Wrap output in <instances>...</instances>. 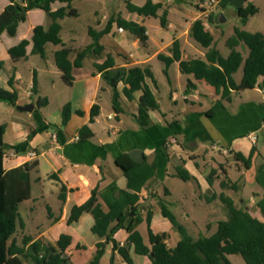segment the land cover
I'll use <instances>...</instances> for the list:
<instances>
[{"label": "crops", "instance_id": "1", "mask_svg": "<svg viewBox=\"0 0 264 264\" xmlns=\"http://www.w3.org/2000/svg\"><path fill=\"white\" fill-rule=\"evenodd\" d=\"M94 1L86 15L87 23L81 22L83 14L76 7L75 2L73 7L78 11V16L59 20L62 26L61 38L67 27V39L62 38V40L71 50L69 56L71 62H74L78 54L93 42L89 32L95 34L103 31L114 17L121 16L144 26L148 41L143 46L136 36L126 30L120 31L114 23L110 32L98 39L102 51L89 53L82 67L73 68L72 86L64 83L62 73L55 64L54 54L61 49V46L48 44L45 58L32 54L34 28L39 25L49 27L51 24L50 18L43 10L29 11L26 21L19 25L16 36L11 37L4 32L0 39V61L4 64L0 72V88L17 92V105L35 104L32 112H21L13 106L18 114L13 115L5 124L4 143L9 146L6 149L8 152L35 150L38 154L35 160H28L24 156H13L3 162L6 171L24 163L34 161L38 163L31 172V197L21 203L20 208L28 201H32L33 204L26 208L25 216L22 217L20 214V227L18 226L14 238L19 245H22L23 239L27 237L32 238V242L41 241L43 244L55 245L61 235H69L72 241L66 252L74 264H89L96 254L99 243H104L105 251L107 248H112V244L92 233L95 221L91 214L84 213L73 223H69L68 219L72 208L84 204L96 188L102 190L116 183L119 189L127 190V178L116 164V160L121 156L131 157L130 153L134 150H142L143 162L157 163L156 177L150 180L140 193V202L144 204L141 216L145 218L148 210H151L152 230L156 234H168V239L175 238L174 247L180 239L172 234L173 226L162 216L161 209L157 205L158 200L166 201L165 198L169 197L174 199L176 204H182V210L191 220L196 232L204 234L207 231L211 235L216 231L217 223L226 218L225 215L219 218V215L215 214L214 207L222 205L216 196L224 192L236 201L226 190H222L220 183L230 180L238 184L239 180L247 177L251 183H256L257 168L264 164V156L258 150L257 135V132L264 131V91L259 87L252 90L261 94L259 102L245 95H240L234 100V95L231 102L225 103L224 108L209 117L207 112L218 99L215 89L204 81H196L193 76L182 74L179 63L175 62L167 69V84H165L167 88L163 92L168 94L172 108L168 104L164 108L161 99L157 96L161 91L155 78V66L161 62L166 69L159 55L171 56L170 49L175 40L180 42L183 60L204 58L206 54L207 50L202 47L200 49V45L190 36L192 24L198 19L203 20L198 9L200 0H153L154 3L162 4L168 11L166 28L159 26L156 33L150 31L149 22L152 19H160L159 17L139 16L129 12L126 7L127 2L143 6L148 0H106L105 3L103 0ZM9 3V0H0V15ZM62 7H67V4L61 2L52 4L53 11ZM215 12H219V4ZM162 14L163 10L159 12V16ZM23 40L29 41L26 57L14 61L9 50ZM109 55L112 56L116 68L150 66L153 71L156 83L151 79H147L146 82L160 108L150 111L152 122L150 127L142 129L138 124L141 92L136 93L132 100L121 94L123 112L118 115L115 113L112 105L113 91L103 80L102 73L95 67L102 65ZM23 68L28 69L31 74V79L26 85L22 74ZM171 69L177 74L176 80L179 83L176 87L173 85L172 77L169 76ZM183 77H186V89L183 93H179L178 88L184 86ZM263 79H259L260 84ZM34 80H36V94L33 92ZM188 81L195 86L189 92ZM123 86L121 83L118 86L121 93ZM29 92L31 95H28ZM39 99H47L48 104L39 107L37 105ZM180 99L184 104L180 103ZM66 104L71 105L73 114L69 123L64 126L62 110ZM96 104L100 107V114L91 123V110ZM52 105L55 107L53 113L48 111ZM234 105L238 108L233 112ZM108 107L113 112L109 111L105 114ZM78 112H82V115ZM102 118L107 120L108 127L99 132L96 126ZM114 120L115 125L111 123ZM85 125L91 128L94 135L91 139L82 141L79 138V130ZM200 142L210 143L214 148L215 145L221 146L229 152L225 154L221 151V155L230 159L233 158V153H241L248 158L254 151L250 169L241 168L243 164L234 160L239 178L237 181L232 180L224 163L217 160L208 163L204 154L196 153L195 150H198ZM178 166L187 170L192 179L182 181L176 177ZM211 173L213 177L210 185L207 177ZM53 174H56L59 180L51 177ZM168 179L175 181L172 188L165 185ZM62 186L66 188L63 193H61ZM257 191L260 199L262 192ZM60 195L64 200H61ZM196 195L204 198L206 205L203 212L204 219L194 217V209L197 206ZM39 209H43L42 214ZM222 209L224 211V208ZM251 214L263 221L258 210ZM198 215L202 217L201 213ZM90 233L96 238L88 239ZM128 237L129 233L125 229L115 235L118 244L130 251L134 264H149L148 257L134 253L133 244L128 241ZM144 240L148 243L145 237ZM167 244L170 246L168 240ZM116 259L120 261L121 258L116 254Z\"/></svg>", "mask_w": 264, "mask_h": 264}, {"label": "trees", "instance_id": "2", "mask_svg": "<svg viewBox=\"0 0 264 264\" xmlns=\"http://www.w3.org/2000/svg\"><path fill=\"white\" fill-rule=\"evenodd\" d=\"M0 15V39L4 32L11 37L16 36L18 27L25 22L29 11L33 9L43 10L51 20L49 27L36 26L33 34L32 54L45 58L46 46L53 44L61 46V49L54 54L55 64L62 73V79L68 86H72L74 67H82L85 57L91 53H100L102 47L98 44L100 36L110 32L115 23L119 29H123L136 36L141 44L145 46L148 41L147 30L144 26L128 21L121 16L112 18L106 28L101 32L90 36L93 42L78 54L77 59L71 62L69 59L70 48H67L61 38L62 26L59 20L67 17H77L78 11L73 7L77 0H9ZM55 2L66 3L57 11L52 10ZM231 0H220L219 11H225ZM245 3H248L246 0ZM127 10L143 17H159L163 28L167 26L168 11L160 3L148 0L143 6H136L130 2L126 3ZM163 14L159 16V12ZM259 9L253 4L243 6L240 11H235L239 18L240 27L234 28L233 35L226 39L225 45L230 50L228 56L222 55L215 44L213 34L207 30L203 20H196L190 29V36L204 49V58L183 60L181 45L175 40L170 52L171 56L159 55V59L166 65L167 69L175 62L179 63L180 71L184 75L193 76L196 81H204L215 89L218 99L213 107L207 112L212 117L219 110L224 108L225 103L231 102L234 95L243 91L253 90L259 87L264 91V33H252L242 29L248 22L249 17L256 15ZM219 15L213 12L208 18V23L217 25ZM28 40H23L19 45L11 48L9 54L14 61L26 57ZM245 45L244 52L242 46ZM3 62L0 61V72L3 69ZM102 73V78L112 89V105L118 115L123 112L121 106V94L132 100L134 95L141 92L139 99L137 120L139 126L144 129L152 125L150 111L159 110V103L147 84V79H154L150 66L123 68L115 67L111 55L107 56L102 65H95ZM243 69V77L240 82L235 79V74ZM123 84L122 93L118 90L119 84ZM194 84L187 82V91L192 89ZM33 92L36 94V80H34ZM0 101L11 104L18 101L17 92H9L0 88ZM47 99H39L37 105L45 107ZM73 111L70 104H66L62 110V125L66 126ZM82 115V112H78ZM100 114L99 105H94L91 110L90 122L93 123ZM6 125H0V264H74L66 250L71 244L72 238L69 235H61L55 245L43 244L41 241L32 242L30 237L24 238L22 245L17 243L14 235L17 232L20 222V205L31 197V172L38 163H24L23 165L6 171L3 167V156L8 149L4 143ZM93 132L88 125L79 130V138L82 141L93 137ZM19 152V151H17ZM254 151L246 158L241 153H233V159L242 163L247 169L252 164ZM116 164L122 169L127 178V190H121L116 183H112L104 189L96 188L92 191L90 198L80 206H74L71 210L69 223L76 222L84 213H89L94 218L92 233L108 244H112L113 254L110 264H119L116 254L126 264H134L130 251L120 246L115 239L118 231L125 229L129 233L128 241L133 244L134 253L145 256L149 264H233L229 256L239 255L246 264H264V164L257 168L256 183L262 188L261 198L256 202L257 210L263 217V221L254 217L244 207H237L233 198L224 192L216 196L227 209V218L217 223L216 231L211 235H199L193 238L187 229L178 221L175 214L169 209L167 202L158 200L162 216L169 220L174 230L181 238L175 247L167 244L168 234H156L151 228L153 213L148 210L146 217L141 216L144 204L141 201L142 189L147 183L156 177L157 163H137L128 155H123L116 160ZM51 177L58 176L53 174ZM176 177L182 181L192 179L189 172L183 167H176ZM213 174L207 177L208 183L212 184ZM222 190H237V182L224 180L220 183ZM62 186L61 193L65 191ZM61 197V195H60ZM61 200H64L61 197ZM146 222L148 230V243L137 227ZM104 243L97 245V251L89 264H101L105 254Z\"/></svg>", "mask_w": 264, "mask_h": 264}, {"label": "rangeland", "instance_id": "3", "mask_svg": "<svg viewBox=\"0 0 264 264\" xmlns=\"http://www.w3.org/2000/svg\"><path fill=\"white\" fill-rule=\"evenodd\" d=\"M104 3L106 2V0H103ZM95 1L94 0H83V1H77L75 2V5L77 8H79L81 10V13L83 14V17L81 19V22L87 23L88 18H87V12L90 8V5L94 4ZM194 3V2H193ZM253 4L254 6H256L259 9V12L254 15L249 17L247 24L242 27L243 29L252 32V33H256V32H262L264 33V0H251V2L245 3L244 6H247V4ZM194 8V7H193ZM195 10V9H194ZM217 14L219 15V22L217 23V25H212L209 24L207 22L206 24V28L208 31H210L214 38H215V44L217 46V48L220 50V52L222 53V55L224 56H228L230 53V50L226 47L225 42L226 39L230 36L233 35V31L234 28L237 26H241L239 23V18L235 13V10L231 9V8H227L225 11H219L217 12ZM224 15L226 18L225 22H221L220 21V16ZM191 19V17L189 18ZM78 24V23H77ZM161 27L160 24V19H152L149 22V29L152 33H156L157 28ZM67 27L65 28L64 32L62 33V38L64 40L67 39ZM199 48L201 49V46H199ZM38 60H41L40 57H37ZM42 63V61H40ZM158 62V61H157ZM165 70L164 65L160 62L157 63V65L155 66V78L156 81L159 83L158 87L160 88L161 93L157 94L158 98L161 99L160 101L162 102V105L164 108L167 107V104L170 108H172L171 106V101L168 97V94L163 93L164 90H166L167 85L165 86V84H167V77L166 74L163 72ZM22 74L24 77V82L25 85L28 84L29 80L31 79V74H29L28 69H22ZM169 76L172 77V82L173 85H178L179 82H177L176 80V71L174 69H171L169 71ZM243 77V69L241 68L236 74H235V79L237 82H240L241 79ZM184 81L186 80V77H183ZM168 87H170L168 85ZM178 87V86H177ZM170 89V88H169ZM179 93H183L184 89H186V81L184 82V86L183 87H179L178 88ZM240 95H245V96H249L252 100H255L257 102H259L261 100V94L258 93L257 91H252V90H247V91H243L240 94H237L234 96V100H237L236 97L238 98V96ZM237 104V101H235ZM180 103L184 104L183 100L180 99ZM235 109L232 110L233 112L238 108L237 105H234ZM55 110L54 105H52L48 111L53 113ZM109 111H112V109H110L109 107L105 110V114ZM18 114L16 109L9 103L4 102V101H0V125H4L6 124L13 115ZM171 120V118H169ZM169 120V121H170ZM182 121V118H181ZM107 120H105L104 118H102L99 122V124L96 126L97 131H103L105 128H107ZM115 120L113 122H111L112 124L115 125ZM257 135L259 137V141H258V150L263 154L264 156V131H259L257 132ZM199 148L198 150L196 149V153L197 154H204V157L207 158V160L209 161L208 163H212L214 162V160H217L219 162L224 163V165L226 166L227 170H228V174L229 177L232 180H238L239 178V174L236 168V165L234 163V159H230L229 157H225L223 155H221V151H222V147L219 145H215L216 147L214 148L210 143H203L200 142L199 144ZM203 164V163H202ZM245 167L244 165L241 167L243 168ZM248 179V180H247ZM247 179H243V180H239L238 181V188L237 190H233V189H228L226 190L227 193L229 195H231L232 197H234L236 199V205L237 207H244L247 208L248 210H250L253 214L257 211V207H256V202L259 200V192L257 190H260L262 192V188L257 184V183H251L249 181V177H247ZM178 182V181H176ZM175 181L172 179H168L165 182V185L169 188H172L174 185ZM167 205L169 207V209L175 214V216L177 217L178 221L187 229L189 235L193 238H197L199 235H209L210 233L205 231L204 234H198L195 228L192 227L191 225V220L187 218V216L184 214L183 210H182V204H176L174 199H171L169 197L165 198ZM195 203L197 204V206L195 207V213H194V217L195 218H199V219H204V209H205V201L204 198L199 197L198 195L195 196ZM33 202L32 201H28L25 202L24 205L21 206L20 208V214L21 216H25V210L27 207H29L30 205H32ZM158 205V202H157ZM223 206V207H222ZM221 208V209H219ZM224 208V211L223 209ZM215 209V214L218 216L219 218H222L223 215L226 216L227 218V209L225 208V206L222 204L221 206H216L214 207ZM40 213L43 211V209H39ZM199 213H201L202 217H199ZM42 214V213H41ZM225 218V219H226ZM224 219V220H225ZM216 223V222H215ZM214 223V224H215ZM20 227V226H19ZM18 227V229H19ZM174 229V228H173ZM138 230L141 232V234L145 237L146 240H148V230H147V225L146 223H143ZM179 239L181 238L180 234L174 230V233ZM91 238H96L93 237V234L90 233L88 235V239ZM175 239V238H174ZM174 239L170 238L168 239L169 242V247H174ZM113 252H112V248H107L104 254V257L102 258L101 264H110V258L112 256ZM231 261L233 262V264H246L244 259L239 256V255H232L230 256ZM118 263H123V260L120 259V261H117Z\"/></svg>", "mask_w": 264, "mask_h": 264}, {"label": "built area", "instance_id": "4", "mask_svg": "<svg viewBox=\"0 0 264 264\" xmlns=\"http://www.w3.org/2000/svg\"><path fill=\"white\" fill-rule=\"evenodd\" d=\"M219 1L220 0H200V2L198 3V9L201 15L203 16V21L205 25L208 22V18L212 15L213 12H215L216 6L219 4ZM122 30L123 29H120V31ZM28 95H31V93L29 92ZM222 152L225 154L229 153L226 149H222ZM13 156H24L28 160H35L38 157V154L35 150H29L27 152H13V153L12 152L10 153L6 150L3 156V162H5L6 160H8L10 157Z\"/></svg>", "mask_w": 264, "mask_h": 264}, {"label": "water", "instance_id": "5", "mask_svg": "<svg viewBox=\"0 0 264 264\" xmlns=\"http://www.w3.org/2000/svg\"><path fill=\"white\" fill-rule=\"evenodd\" d=\"M246 0H231L229 3V8L235 10V11H240L241 8L244 6ZM220 21L225 22L226 18L224 15L220 16ZM217 23L219 22V19L216 21ZM243 51H246L245 45L242 46ZM12 106L16 107L17 110L21 112H32L35 109V104H26V105H17L16 102L11 103ZM130 156L137 162L141 163L144 161V153L142 150H134L133 152L130 153Z\"/></svg>", "mask_w": 264, "mask_h": 264}]
</instances>
